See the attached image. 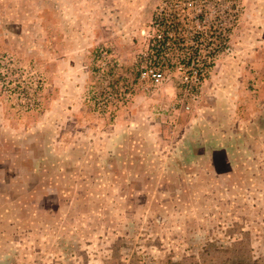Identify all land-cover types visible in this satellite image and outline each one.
<instances>
[{
    "label": "rangeland",
    "instance_id": "rangeland-1",
    "mask_svg": "<svg viewBox=\"0 0 264 264\" xmlns=\"http://www.w3.org/2000/svg\"><path fill=\"white\" fill-rule=\"evenodd\" d=\"M164 1L0 0V264H264V0L206 8L195 101L138 80Z\"/></svg>",
    "mask_w": 264,
    "mask_h": 264
},
{
    "label": "built area",
    "instance_id": "built-area-1",
    "mask_svg": "<svg viewBox=\"0 0 264 264\" xmlns=\"http://www.w3.org/2000/svg\"><path fill=\"white\" fill-rule=\"evenodd\" d=\"M212 4V0H165L163 6L157 11L154 29L158 34L152 42L154 61L145 59L140 64L138 80L154 84H162L169 79L174 68L178 73L184 96L192 101L199 98L203 81L210 71L215 58V49L209 50L203 60L199 59L198 34L203 31V14ZM166 9H171L168 13ZM204 21V20H203ZM235 17L229 19L227 28L235 23ZM181 32L194 33L189 40L180 35ZM220 46L226 47L225 38ZM172 54V58L169 57ZM162 59V61H161ZM171 62V64L169 63ZM199 63L195 67V63ZM186 110L190 109L189 103H183Z\"/></svg>",
    "mask_w": 264,
    "mask_h": 264
}]
</instances>
